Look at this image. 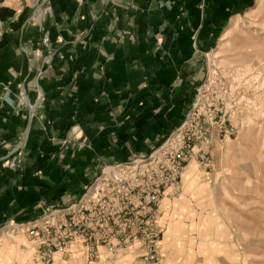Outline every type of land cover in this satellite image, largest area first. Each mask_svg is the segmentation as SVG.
Returning <instances> with one entry per match:
<instances>
[{
	"label": "crops",
	"instance_id": "1",
	"mask_svg": "<svg viewBox=\"0 0 264 264\" xmlns=\"http://www.w3.org/2000/svg\"><path fill=\"white\" fill-rule=\"evenodd\" d=\"M255 2L0 0V228L69 205L103 164L160 145L192 105L203 55ZM175 200L161 205L163 257ZM32 252L27 235L4 241L0 264H33ZM104 262L74 243L54 264Z\"/></svg>",
	"mask_w": 264,
	"mask_h": 264
},
{
	"label": "rangeland",
	"instance_id": "2",
	"mask_svg": "<svg viewBox=\"0 0 264 264\" xmlns=\"http://www.w3.org/2000/svg\"><path fill=\"white\" fill-rule=\"evenodd\" d=\"M241 16L203 55L192 102L201 89L210 104H225L227 137L212 168L187 167L166 215L164 257L147 264H264V0ZM130 257L104 264H146Z\"/></svg>",
	"mask_w": 264,
	"mask_h": 264
},
{
	"label": "built area",
	"instance_id": "3",
	"mask_svg": "<svg viewBox=\"0 0 264 264\" xmlns=\"http://www.w3.org/2000/svg\"><path fill=\"white\" fill-rule=\"evenodd\" d=\"M205 93L199 89L182 124L150 153L103 164L81 197L67 206L6 223L0 245L27 235L33 264H54L56 254H66L74 243L82 245L90 262L100 251L108 262L125 255L146 264L160 262L163 200L179 197L191 162L212 168L215 145L227 137L226 106L210 104Z\"/></svg>",
	"mask_w": 264,
	"mask_h": 264
},
{
	"label": "bare ground",
	"instance_id": "4",
	"mask_svg": "<svg viewBox=\"0 0 264 264\" xmlns=\"http://www.w3.org/2000/svg\"><path fill=\"white\" fill-rule=\"evenodd\" d=\"M239 20H240V18H236V19H234L232 22H231V24H230V28H237V27H239ZM226 33V32H225Z\"/></svg>",
	"mask_w": 264,
	"mask_h": 264
}]
</instances>
